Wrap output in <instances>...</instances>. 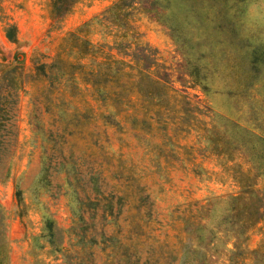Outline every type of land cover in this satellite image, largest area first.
Segmentation results:
<instances>
[{"label":"rangeland","instance_id":"obj_1","mask_svg":"<svg viewBox=\"0 0 264 264\" xmlns=\"http://www.w3.org/2000/svg\"><path fill=\"white\" fill-rule=\"evenodd\" d=\"M0 264H264V0H0Z\"/></svg>","mask_w":264,"mask_h":264},{"label":"trees","instance_id":"obj_2","mask_svg":"<svg viewBox=\"0 0 264 264\" xmlns=\"http://www.w3.org/2000/svg\"><path fill=\"white\" fill-rule=\"evenodd\" d=\"M14 26H15L14 24H9V26H7V28H6V36H7V38L12 39V40H15V36H14V33H13Z\"/></svg>","mask_w":264,"mask_h":264}]
</instances>
